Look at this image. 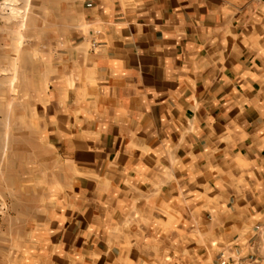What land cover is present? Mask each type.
<instances>
[{"label":"crops","instance_id":"obj_1","mask_svg":"<svg viewBox=\"0 0 264 264\" xmlns=\"http://www.w3.org/2000/svg\"><path fill=\"white\" fill-rule=\"evenodd\" d=\"M82 8L109 105L63 129L87 193L58 233L64 263L264 258V0Z\"/></svg>","mask_w":264,"mask_h":264},{"label":"rangeland","instance_id":"obj_2","mask_svg":"<svg viewBox=\"0 0 264 264\" xmlns=\"http://www.w3.org/2000/svg\"><path fill=\"white\" fill-rule=\"evenodd\" d=\"M82 2L0 0V264H70L58 233L82 215L87 193L63 129L93 109L90 120L103 123L109 105L88 66L96 46Z\"/></svg>","mask_w":264,"mask_h":264},{"label":"built area","instance_id":"obj_3","mask_svg":"<svg viewBox=\"0 0 264 264\" xmlns=\"http://www.w3.org/2000/svg\"><path fill=\"white\" fill-rule=\"evenodd\" d=\"M92 45H93V46H96V42H95V41H93Z\"/></svg>","mask_w":264,"mask_h":264},{"label":"bare ground","instance_id":"obj_4","mask_svg":"<svg viewBox=\"0 0 264 264\" xmlns=\"http://www.w3.org/2000/svg\"><path fill=\"white\" fill-rule=\"evenodd\" d=\"M13 2V1H12ZM9 4V3H8ZM10 8H11V6H10Z\"/></svg>","mask_w":264,"mask_h":264}]
</instances>
